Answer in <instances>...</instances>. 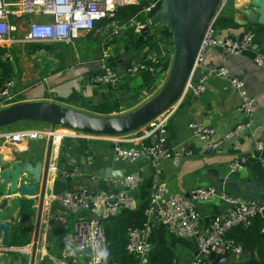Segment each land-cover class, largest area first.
Returning a JSON list of instances; mask_svg holds the SVG:
<instances>
[{"label":"crops","instance_id":"obj_1","mask_svg":"<svg viewBox=\"0 0 264 264\" xmlns=\"http://www.w3.org/2000/svg\"><path fill=\"white\" fill-rule=\"evenodd\" d=\"M248 1L234 0L228 7L225 6L219 15L220 22L216 31L217 34L218 31L221 32L222 40L238 39L240 35L252 33L264 53V24L258 21L249 22L248 16L243 12L250 7ZM139 15L132 18L129 24L138 35V31L143 28L142 25L148 21H140ZM34 18L36 17L30 15L11 17L10 23L17 29L12 34V40L0 44L3 54L1 57L4 58L6 67L10 71L9 77L5 78L12 81L13 104L27 101H54L93 115H115L122 111L123 107L126 110L138 107L156 89L159 79L164 80L169 75L174 47L168 39L159 41L154 47L150 45L144 47L142 54L138 49L133 54V49L129 50V47L124 45L123 53L112 52L111 54L110 51H106L101 58L96 56L89 61L80 58L72 60L68 59L67 55L66 58L59 56L60 49L54 53L44 50L35 52L32 47L33 43L21 41L28 21ZM110 23L98 27L97 29L101 31H94L93 36L103 37L104 41H107L127 35V24H122L125 26L115 33ZM156 29L157 27H153L154 35ZM92 33L83 32L80 37L92 36ZM149 37L150 35L145 37V42ZM153 38L159 40L160 36L156 35ZM35 54H46L48 62L51 63L55 60L54 67L47 72L45 63L41 65L43 71L38 70L34 60H39L41 57L36 58ZM148 54L159 58L160 63L166 69L164 68L163 72H158V74L149 70L138 73L127 71L130 63L141 62ZM254 57L255 53L252 50L230 55L223 46H212L206 51L202 66L195 75V80L198 81L210 67L224 66L231 76H238L246 82L249 95L256 99L254 135L244 133L239 138L228 140L224 146L216 150L211 149L205 139H192V132L189 128L192 122L213 127L216 131L215 138H221L236 124L246 120L240 110L241 98L232 87L229 77L212 76L208 78L207 88L203 93L194 95L188 92L181 97L175 104V112L168 123L169 146L177 147L181 144H188L194 150V155L190 158H184L177 163L173 160H163L156 166L148 157H140L135 161L118 159L115 156L113 143L102 139L65 138L59 141L54 139L35 264H43L42 256L46 249L48 253L60 256L66 248L71 246L70 240L76 235L78 221L91 217V214L83 212L70 214L65 224L49 220L50 215L65 211L60 201L53 196L68 194L82 186L92 190L116 189L118 179L112 176H101L99 174L101 169L110 167L112 170H125V176L132 173L139 175L141 185L135 192L136 203L132 209L143 202V194H148L157 182L167 185L170 195L177 194L186 198L197 186L214 185L241 201L264 200L262 198L264 195V150L263 152L255 150L256 140L264 143V72L255 64ZM101 61L109 66L113 65V68L118 70L114 79H109L107 82L96 81L98 77L106 74ZM6 79L2 82L0 90L7 81ZM17 124L12 125L14 127L11 129L0 130V135L35 128L24 122H21V125ZM48 139L43 136L38 140H26L12 144L0 136L2 140L0 154L3 155V160L10 161L13 156L18 157L26 153L36 143H47ZM239 156L247 158V165L243 169L231 172L230 164ZM64 171H77L78 173L73 177H66ZM36 186V194L33 196H18L17 192L11 196L32 201V204H27L18 210L14 214L16 218L10 222L8 247L19 249L31 246L32 248L30 254L12 252L27 258L26 262L19 261V264H31L33 257L42 182ZM237 187L244 193L243 196L238 194ZM248 189L257 192L251 193ZM8 208L9 205L6 206V209ZM228 209H225V203L219 196L200 203L198 210L202 226L207 229L218 211L221 213ZM21 211L27 217L26 222L17 220L20 218ZM29 214L30 218L27 216ZM108 216L103 214L102 222L103 218ZM70 228L72 231H69ZM151 240L153 249L160 246L162 247L160 252L168 253V255L160 254L157 258L159 261L186 264L199 254L194 238L179 235L159 223L154 225ZM77 253L87 256V252L82 250ZM249 256L255 257L256 254L244 253L241 259ZM8 257L6 262L2 260L3 264L8 263ZM228 257L229 260L222 263H231L236 260L233 256Z\"/></svg>","mask_w":264,"mask_h":264},{"label":"built area","instance_id":"obj_2","mask_svg":"<svg viewBox=\"0 0 264 264\" xmlns=\"http://www.w3.org/2000/svg\"><path fill=\"white\" fill-rule=\"evenodd\" d=\"M164 0H0V44L12 40V34L16 31V26L10 23L11 17L35 16L27 23V29L21 41L24 43H67L81 36L83 32L91 33L99 31L95 28V22L102 19H113L116 12L121 7L127 5L144 4L140 12L152 13L159 8ZM229 0H221L217 14L211 20L191 72L186 83L183 95L192 93L200 95L207 88L209 77H229L230 83L236 93L241 98L240 110L246 120L236 124L221 138H215L216 131L213 127L204 126L199 123H190L192 139H205L211 149H219L230 139L241 137L244 133L254 135V113L256 111V99L249 95L246 82L238 77L231 76L229 70L224 66L210 67L207 73L198 81L195 75L202 66L206 51L212 46H223L230 55H236L246 50L255 53L254 62L264 72V53L259 44L255 41L254 34L246 33L242 40L234 38L218 39L216 31V21ZM149 16L146 26L150 22ZM112 23V24H111ZM111 27L116 33L125 25L116 21H111ZM109 24V25H110ZM101 31V30H100ZM140 32V31H138ZM152 64L158 62L157 57L148 54ZM156 61V62H155ZM102 62L105 75L98 77L96 81L107 82L116 77L117 71ZM145 61L130 63L128 70L131 73H138L144 69ZM154 74L161 73L157 66L150 67ZM12 81L4 82L0 90V109L12 105L11 93ZM11 103V104H10ZM175 105L159 115L152 122L142 129L127 134L119 135H96L87 134L74 129L56 127L50 130L29 129L14 133H3L0 136L10 143L34 141L45 136H53L56 140L65 138H88L102 139L114 145L115 156L124 161H135L140 157H148L153 160L156 166L163 160H173L179 162L184 158L194 155V150L188 144H181L171 147L168 144L167 127L175 112ZM57 129L59 131H57ZM147 141V142H146ZM149 141V142H148ZM255 150L263 152L264 143L260 140L255 142ZM245 156L236 157L230 164V171L235 172L243 169L247 165ZM264 166V159H263ZM77 171H64L66 177H73ZM160 173V170H158ZM141 185L140 177L137 173L126 175L120 180H116V189L112 190H92L82 186L68 194L54 195L60 201L65 211L52 214L49 220H56L61 224L67 223L70 214H80L87 212L91 214L89 219L78 221L76 235L70 240V247L66 248L60 256L48 253L47 262L43 264H95L96 250L93 247L95 242H99L102 247H109L106 230L102 222L103 214L106 216H116L123 209H132L135 206V192ZM220 197L223 202L233 206L227 211L213 217L210 226L206 229L201 224V215L198 205L210 201L215 197ZM264 213V200L261 201H241L225 190H220L214 185L197 186L189 194V197H181L177 194H169L168 186L163 183H154L145 208V221L141 226H131L128 229V241L126 250L136 259V264H150V255L153 250L151 240L154 225L159 223L166 226L171 231L192 237L196 240L198 255L186 264H214L210 259L212 255L233 256L241 259L244 255L243 248L230 238L229 232L240 226L249 225L251 219L258 214ZM79 248L87 251V256L72 252ZM31 246L14 249L0 244V264L9 253L21 252L30 254ZM7 264H19L16 258L8 257ZM101 264H105L101 261ZM107 264H110L108 256Z\"/></svg>","mask_w":264,"mask_h":264},{"label":"water","instance_id":"obj_3","mask_svg":"<svg viewBox=\"0 0 264 264\" xmlns=\"http://www.w3.org/2000/svg\"><path fill=\"white\" fill-rule=\"evenodd\" d=\"M232 1L234 0H229L226 7ZM220 2L221 0H164L162 2L150 22L139 32L135 40L136 48L145 42L147 35L154 36L153 27L168 25L171 27L174 57L169 75L158 94L136 110L121 116H103L69 108L54 101H27L0 109V129L26 121L45 122L50 124L52 129L62 126L96 135L127 134L142 129L174 106L183 96L205 32L217 14ZM248 5L249 9L243 12L248 16L249 22L258 21L264 24V0H249ZM220 38L221 32L218 31V39ZM242 38L243 35H240L238 40ZM53 148L54 137L50 136L47 143H36L26 153L18 157L13 156L10 161L3 160V155L0 154V244L2 246L8 244L10 222L16 218L14 214L25 205L32 204L30 199H20L18 196L35 195L36 185L42 182L31 264H35L36 259ZM125 172V170H112L109 167L101 169L99 174L120 180L124 178ZM237 191L240 196L244 195L239 188ZM248 191L257 192L252 189ZM16 192L18 196L11 197ZM262 198L264 199V195ZM7 205H9L8 209H6ZM232 206V204L225 203V209ZM27 216L30 218V214ZM26 218L25 213L21 211L20 218L17 220L26 222ZM108 252L109 255L112 252L110 246ZM210 259L214 264H220L228 261L229 257L212 255ZM110 264H113L112 260Z\"/></svg>","mask_w":264,"mask_h":264},{"label":"trees","instance_id":"obj_4","mask_svg":"<svg viewBox=\"0 0 264 264\" xmlns=\"http://www.w3.org/2000/svg\"><path fill=\"white\" fill-rule=\"evenodd\" d=\"M144 4L140 5H127L121 7L117 12L113 19H102L100 21L95 22V28L100 26H104L109 22L116 21L119 24H127L128 30L126 31L129 36L130 42L135 45V40L138 38V33L135 32L134 28L131 27L130 21L132 18L138 16L143 8ZM160 8V7H159ZM157 8L150 16L152 17ZM219 18V17H218ZM216 21L215 27L217 28L220 19ZM156 33L154 36L149 34L150 37L147 38L146 42L141 44L138 50H143L144 47L150 45L152 47L156 46L159 41H164L168 39L172 44L171 37V27L168 25H157ZM92 33V32H91ZM94 32L92 33V35ZM156 35L160 36L159 40H155L153 37ZM59 43H33L32 47L36 51H47V52H56L57 45ZM132 45V46H133ZM129 46V50L132 46ZM3 54L0 49V86L2 82L6 79L5 77H9L10 71L6 67V63L3 57ZM60 55V53H59ZM142 61H145L143 59ZM161 64V65H159ZM113 66V65H111ZM153 66H157L160 68V72H163L164 65L162 63L153 64ZM114 67V66H113ZM168 68V67H167ZM127 69V68H126ZM166 69V68H165ZM118 73V70H116ZM3 75V77L1 76ZM8 80V78L6 79ZM21 123V122H20ZM151 191L147 194H143V202L138 205L135 209H123L121 213L116 216H108L103 218V224L106 230L107 240L109 242V246L111 247V254L109 255V259L113 261V264H136V259L133 255L129 254L126 250V245L128 241V229L131 226H141L145 221V208L148 204V199ZM220 214L218 211L216 215ZM215 215V216H216ZM232 238L237 245L243 248L244 253L251 254L255 253V257H247L245 259H236L231 263H220V264H264V213L258 214L257 216L251 219V223L247 226L240 225L229 232L228 235ZM162 247H155L150 255V264H174L170 261H159L157 258L160 254L168 255L166 252H160ZM229 256V255H228ZM170 257V256H169ZM169 260V258H168Z\"/></svg>","mask_w":264,"mask_h":264},{"label":"rangeland","instance_id":"obj_5","mask_svg":"<svg viewBox=\"0 0 264 264\" xmlns=\"http://www.w3.org/2000/svg\"><path fill=\"white\" fill-rule=\"evenodd\" d=\"M7 1H9V0H7ZM141 13H140V15L138 17V19L140 21L143 22V21H146V20L149 19L148 18L149 17L148 13H142V14ZM128 36H129V34L127 33V35H125L123 37H115V40L114 39H109L107 41H104L103 37L99 38V37H95L93 35L92 36H88V37H80V38L74 39L72 41V43H70V44L59 43L57 45V49L61 50V53H60L59 56H62L63 58H66V55H67L68 59L71 58L72 60H75L76 58H80L82 60L89 61L91 59H94L96 56H100L99 58L103 57L104 53L106 51H110L111 54H112V52H114V53H116V52L123 53L124 49H125L124 45H126V46H128V45L132 46L133 45L130 42V39L128 38ZM102 42H103V44H102ZM140 46H138V48ZM138 48H136V42H135V45H133L130 49H133L132 53L134 54L136 49H138ZM142 52H143V50H141V54H142ZM41 53H43V52H41ZM35 55H36L35 56L36 58L39 57V56L41 57V59H39L41 61L34 60L38 70L43 71L42 68H41V65L42 66L45 65V63L47 65V68L45 69V71H47V72L49 71V69L51 67H54L55 60H53L52 63L48 62L46 54L45 55H43V54H41V55L40 54H35ZM144 59L146 60V64L144 65L145 67H144V69H140L139 72H142V71H145V70H149V71L153 72L151 70V68H150V67L153 66L151 60L147 59V57H145ZM157 61L158 62L155 61L156 62L155 64H158L160 62L159 58L157 59ZM109 63H111V62H109ZM166 79H167V77L164 80L163 79H159L156 89L152 93H150L151 95L148 96V99L143 101L140 105H142L144 102H146L147 100H150L155 95H157L158 92L160 91V89L162 88V86L164 85ZM11 103H13V102H11ZM138 107H136V108H134L132 110L131 109L126 110V108L123 107V110L120 111L118 114L110 115V116L126 115V114L136 110ZM24 123L27 124L28 126H34L35 127L34 129H43V130H50L51 129V125L48 124V123H45V122H30V121H26ZM17 125H21V123H18ZM13 127L14 126L5 127V128L0 129V130H7V129H11ZM57 127L59 128V127H62V126H57ZM64 128H66V127H64ZM69 231H72V228H70ZM9 256H11L13 259L16 258L18 261H21V262L22 261H24V262L27 261V258L24 255H21V254H18V253H10ZM0 257L2 259L3 255H1ZM42 259H43L44 263L47 262V255H46L45 252L43 253Z\"/></svg>","mask_w":264,"mask_h":264},{"label":"clouds","instance_id":"obj_6","mask_svg":"<svg viewBox=\"0 0 264 264\" xmlns=\"http://www.w3.org/2000/svg\"><path fill=\"white\" fill-rule=\"evenodd\" d=\"M93 247L96 250L95 264H101V261H104L107 264V259L109 252L107 247H102L101 244L97 241L93 244ZM77 251H80L79 248L72 252V255H75Z\"/></svg>","mask_w":264,"mask_h":264}]
</instances>
